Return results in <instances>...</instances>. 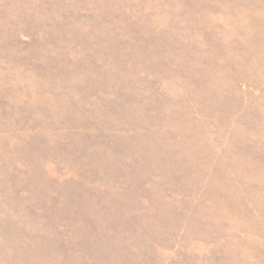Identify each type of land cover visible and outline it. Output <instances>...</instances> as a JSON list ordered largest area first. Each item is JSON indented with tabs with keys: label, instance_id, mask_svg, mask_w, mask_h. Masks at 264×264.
I'll return each mask as SVG.
<instances>
[{
	"label": "rangeland",
	"instance_id": "rangeland-1",
	"mask_svg": "<svg viewBox=\"0 0 264 264\" xmlns=\"http://www.w3.org/2000/svg\"><path fill=\"white\" fill-rule=\"evenodd\" d=\"M0 264H264V0H0Z\"/></svg>",
	"mask_w": 264,
	"mask_h": 264
}]
</instances>
